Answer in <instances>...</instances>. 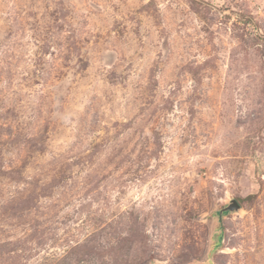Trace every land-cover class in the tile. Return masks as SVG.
<instances>
[{
    "label": "rangeland",
    "instance_id": "374dc122",
    "mask_svg": "<svg viewBox=\"0 0 264 264\" xmlns=\"http://www.w3.org/2000/svg\"><path fill=\"white\" fill-rule=\"evenodd\" d=\"M0 264H264V0H0Z\"/></svg>",
    "mask_w": 264,
    "mask_h": 264
},
{
    "label": "water",
    "instance_id": "95a60500",
    "mask_svg": "<svg viewBox=\"0 0 264 264\" xmlns=\"http://www.w3.org/2000/svg\"><path fill=\"white\" fill-rule=\"evenodd\" d=\"M241 208L239 206V204L237 202H235V200H231L229 205L226 206L221 212H219V214L225 213V214H229L232 212H236L239 211Z\"/></svg>",
    "mask_w": 264,
    "mask_h": 264
}]
</instances>
